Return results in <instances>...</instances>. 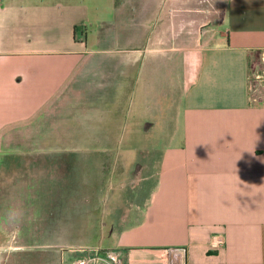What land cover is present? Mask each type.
<instances>
[{"label": "crops", "instance_id": "1", "mask_svg": "<svg viewBox=\"0 0 264 264\" xmlns=\"http://www.w3.org/2000/svg\"><path fill=\"white\" fill-rule=\"evenodd\" d=\"M254 55L264 61V0H0V239L19 234L20 172L60 178L126 146L121 197L101 220L87 213L92 232L63 264L94 248L124 264H264ZM38 121L54 126L5 135Z\"/></svg>", "mask_w": 264, "mask_h": 264}, {"label": "rangeland", "instance_id": "2", "mask_svg": "<svg viewBox=\"0 0 264 264\" xmlns=\"http://www.w3.org/2000/svg\"><path fill=\"white\" fill-rule=\"evenodd\" d=\"M250 83L252 99L263 102L264 61L257 55H254L251 63ZM44 123L47 127L53 125L51 122L38 121L34 132H28L26 127L21 126L15 130H9L5 135L19 137L43 135L45 129L42 126H46ZM15 147L19 152L23 151L22 145ZM39 147L36 146V168L43 159L41 152L38 151ZM71 147L74 146H64L66 149ZM108 147L112 150L108 154L90 158L92 161L89 163L80 162V166L88 164L89 167L78 168L76 173L68 169L60 178L58 176L44 177L41 167L35 177L30 174L28 177L24 175L25 170L19 173L17 185L19 192L13 194V199L18 202L19 234L17 236L16 232H11V235H4L8 236L7 239H0V264H63L64 250L81 245L82 237L92 232L93 222L87 213L93 212V217L101 220V212L105 209L107 202H111L113 195L121 197L124 191L122 187H117L119 178H114L112 171L116 168L115 171L118 173L120 166L124 164V161L129 160L130 156L125 151L126 146H116L115 150L113 146ZM78 148H84V146ZM117 149L119 150L116 152ZM81 153L65 154L64 161L77 163L84 155L83 152ZM101 167L104 169V175L99 174ZM32 186L35 190L34 198H32ZM23 188H28L29 192L23 193L21 191ZM7 200L10 201V198ZM4 221H6L5 218ZM26 222H29L30 231L34 224V232L33 234L30 232L28 239ZM93 232L95 233L96 230ZM94 233H90L92 234L90 236L93 237Z\"/></svg>", "mask_w": 264, "mask_h": 264}, {"label": "built area", "instance_id": "3", "mask_svg": "<svg viewBox=\"0 0 264 264\" xmlns=\"http://www.w3.org/2000/svg\"><path fill=\"white\" fill-rule=\"evenodd\" d=\"M74 251L73 249L71 252ZM81 252H91L93 253L90 256L83 257L77 259L74 264H124L120 255L114 251H106L101 248L94 249H81ZM178 252V255H183L185 253V249H177L174 250Z\"/></svg>", "mask_w": 264, "mask_h": 264}]
</instances>
